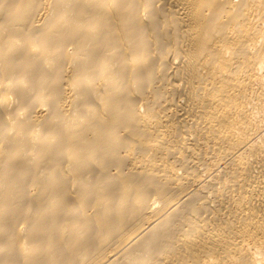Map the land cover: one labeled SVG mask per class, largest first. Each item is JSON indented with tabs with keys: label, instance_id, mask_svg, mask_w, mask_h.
I'll use <instances>...</instances> for the list:
<instances>
[{
	"label": "bare ground",
	"instance_id": "bare-ground-1",
	"mask_svg": "<svg viewBox=\"0 0 264 264\" xmlns=\"http://www.w3.org/2000/svg\"><path fill=\"white\" fill-rule=\"evenodd\" d=\"M0 264H264V0H0Z\"/></svg>",
	"mask_w": 264,
	"mask_h": 264
}]
</instances>
